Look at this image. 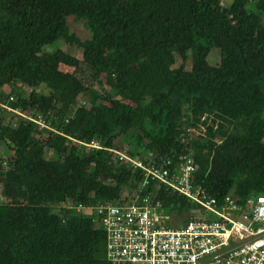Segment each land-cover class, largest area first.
Listing matches in <instances>:
<instances>
[{
    "label": "trees",
    "instance_id": "obj_1",
    "mask_svg": "<svg viewBox=\"0 0 264 264\" xmlns=\"http://www.w3.org/2000/svg\"><path fill=\"white\" fill-rule=\"evenodd\" d=\"M221 1L0 0V103L48 126L14 127L0 107V264H111L93 216L63 204L150 197L189 219L193 204L143 187L141 170L108 150L143 162L190 156L194 182L218 203L264 192V0ZM70 17L87 39L71 33ZM61 41L80 57L46 52Z\"/></svg>",
    "mask_w": 264,
    "mask_h": 264
},
{
    "label": "built area",
    "instance_id": "obj_2",
    "mask_svg": "<svg viewBox=\"0 0 264 264\" xmlns=\"http://www.w3.org/2000/svg\"><path fill=\"white\" fill-rule=\"evenodd\" d=\"M0 107L11 110L0 103ZM18 119L48 128L41 118L34 119L18 110ZM74 144L102 150L99 142ZM120 162L139 169L143 187L157 184L184 197L196 209L184 226L173 228L159 202L150 197L140 204L100 205L95 208L63 204L62 209L93 216L97 228L106 235V259L111 264H264V192L239 203L233 195L218 203L194 182L197 166L190 156L178 161L150 155L145 162L125 152L108 150Z\"/></svg>",
    "mask_w": 264,
    "mask_h": 264
},
{
    "label": "rangeland",
    "instance_id": "obj_3",
    "mask_svg": "<svg viewBox=\"0 0 264 264\" xmlns=\"http://www.w3.org/2000/svg\"><path fill=\"white\" fill-rule=\"evenodd\" d=\"M233 1L234 0H222L221 1V6L229 7ZM249 9L251 10L252 8L250 7ZM67 23H68V26L70 28L71 33L75 34L79 39L85 40V39H87L89 37V32L85 28V25H84L83 21H77V20H75V18L70 17V18H68V22ZM56 50H62L64 52H66V53H69V54L75 56V57H78V58L80 57V51L78 49L63 43L62 41L61 42H57L56 44L46 48V52H54ZM219 61H220V51L218 49H213L210 52V55L208 57V63L211 66H215L216 64L219 63ZM177 65H181V61L180 60L177 61ZM185 69L186 70L190 69V63H187L185 65ZM59 71L62 72V73H69V74L76 73L75 69L68 68V67L63 66V65H61L59 67ZM106 89L108 90V88H106ZM23 90H24L25 93L28 92V89H23ZM40 91L45 92L44 89H41ZM7 92H9V91H7ZM7 153H8V151L3 146L0 149V155L1 156H5ZM45 156H46L47 159H51L52 158V153L47 150L46 153H45ZM1 190H2V187L0 185V203L2 202ZM165 215L170 217V224H171V226L173 228H179L181 225H183L186 222V220L188 218V214L186 212H181L180 214L173 215V217H171L172 215L170 216L169 213H166ZM173 218H175V221H174L175 223H172V221H171Z\"/></svg>",
    "mask_w": 264,
    "mask_h": 264
},
{
    "label": "crops",
    "instance_id": "obj_4",
    "mask_svg": "<svg viewBox=\"0 0 264 264\" xmlns=\"http://www.w3.org/2000/svg\"><path fill=\"white\" fill-rule=\"evenodd\" d=\"M172 220H173V222H172V223H175V222H174V221H175V218H174V219H172ZM186 221H187V220H186ZM185 223H186V222H185ZM185 223H184L183 225H181V226H184V225H185ZM181 226H180V227H181Z\"/></svg>",
    "mask_w": 264,
    "mask_h": 264
}]
</instances>
